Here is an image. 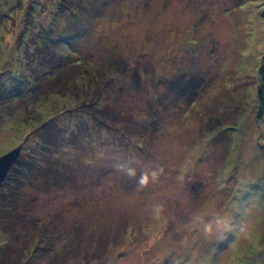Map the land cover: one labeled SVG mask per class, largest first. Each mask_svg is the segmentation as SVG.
I'll use <instances>...</instances> for the list:
<instances>
[{"label": "rangeland", "instance_id": "1", "mask_svg": "<svg viewBox=\"0 0 264 264\" xmlns=\"http://www.w3.org/2000/svg\"><path fill=\"white\" fill-rule=\"evenodd\" d=\"M0 12V155L44 158L0 187V264H264V0Z\"/></svg>", "mask_w": 264, "mask_h": 264}, {"label": "trees", "instance_id": "2", "mask_svg": "<svg viewBox=\"0 0 264 264\" xmlns=\"http://www.w3.org/2000/svg\"><path fill=\"white\" fill-rule=\"evenodd\" d=\"M0 17H1V12H0ZM40 49H42V48H40ZM48 53L50 54V51ZM38 55L39 54L35 55L34 57H38ZM50 57H51V55H50ZM262 57L263 58H262L261 64L257 68V74H258L259 82H260V87H259V90H258V96H259L260 100L264 102V55ZM48 59H50V58H48ZM44 61H47V59H45ZM50 64H52V63H50ZM74 64L76 65V64H80V63L79 62H77V63L75 62ZM35 67L37 69V66L36 65H35ZM41 67H43V66L38 67L39 71L42 70V69H44V68H41ZM52 67H55V69L51 73H53V72L56 73V70H57L56 67L57 66L56 65H49V68L50 69ZM40 77H42L41 74H40ZM51 77L52 76H49V78H51ZM18 81L20 82V79ZM16 84L14 86H12V88H10V89L8 88L9 91L7 89V90H5V92H2V95H3L4 99H6V101L7 100H11L12 96L13 97H16L19 94L21 95V92H18V91H14V94L13 95H9L10 94V90H12L13 87L14 88H18L19 87ZM52 92H57V90H54L53 89ZM0 110H1V112H3L6 115L11 114V112L13 111V109H0ZM65 110L66 109H64V111ZM70 110L71 109H67V112H70ZM103 111H104V109H91L90 111H87V112L89 113V117L91 119H95V120H98V121L101 120L102 121V118H103L102 116H105V120L108 118L107 114L104 113ZM67 112H66V114H67ZM59 113L60 112H58L57 114H59ZM97 113H99V114L97 115ZM46 120L47 121H43L42 124H44V123H46V124H53V122L49 121V120H51V116L48 117ZM105 120H104V122L102 121L103 122V125L104 124L107 125L106 122H105ZM42 124H40V125H42ZM38 127H39V125L38 126H35V128L33 130H36ZM33 130H31V131H33ZM31 131L28 132V134L32 133ZM32 135H33V133H32ZM36 142H39V140H36ZM22 149H23V145H22ZM42 157L43 156L40 154V150L36 146L35 147H32V152H30L29 154H27L26 152H24L23 150H21V153H20L18 159L12 165V167L9 170V172H8L7 176L5 177V179L0 183V187L4 183H6V184L9 183V185H8L9 186V190L15 191L20 186V184L26 178H28L29 175H31V172H33L34 170H36L38 168L39 163L40 162H43V159L44 158H42ZM3 197L5 198V195H3ZM0 220L6 221L5 220V216L3 215V213L0 214ZM5 226L6 227H9V223L5 224ZM22 233H28L29 234L30 232H28V229H24ZM35 248H37V244L35 245ZM28 252H30V250L28 251L27 247L23 248V252L22 253H28ZM31 256L26 255V258L24 260V263H27L28 259L30 260ZM12 258H13V261H14V264H15V262L18 261L16 259V255L12 256Z\"/></svg>", "mask_w": 264, "mask_h": 264}, {"label": "water", "instance_id": "3", "mask_svg": "<svg viewBox=\"0 0 264 264\" xmlns=\"http://www.w3.org/2000/svg\"><path fill=\"white\" fill-rule=\"evenodd\" d=\"M21 150L22 145L19 144L0 155V183L5 179L12 165L18 159Z\"/></svg>", "mask_w": 264, "mask_h": 264}, {"label": "clouds", "instance_id": "4", "mask_svg": "<svg viewBox=\"0 0 264 264\" xmlns=\"http://www.w3.org/2000/svg\"><path fill=\"white\" fill-rule=\"evenodd\" d=\"M128 174L131 176V175H134L135 173H134V170H132V169H129L128 170ZM140 183L143 185V184H146L147 183V178L146 177H144V178H142L141 179V181H140Z\"/></svg>", "mask_w": 264, "mask_h": 264}]
</instances>
